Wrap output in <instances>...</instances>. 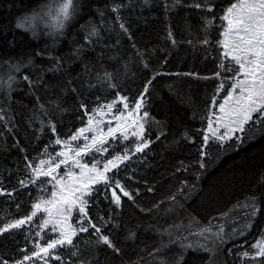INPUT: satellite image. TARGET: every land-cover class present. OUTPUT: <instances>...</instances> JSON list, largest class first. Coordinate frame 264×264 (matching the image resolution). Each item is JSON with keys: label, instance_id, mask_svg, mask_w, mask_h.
<instances>
[{"label": "snow or ice", "instance_id": "6c2138e0", "mask_svg": "<svg viewBox=\"0 0 264 264\" xmlns=\"http://www.w3.org/2000/svg\"><path fill=\"white\" fill-rule=\"evenodd\" d=\"M151 2L144 0L146 6H151ZM87 6L86 0H63L55 9L54 17L49 8L42 13L20 17L15 27L31 32L33 38L40 35L41 25L46 35L63 36L67 23ZM125 6L123 0H111L110 11L120 32L133 41L129 27L121 19ZM127 6L130 7L131 3ZM190 6L200 10L204 32L200 43L207 53L204 60L211 58L215 65L211 75L201 76L194 72L169 74L157 70L151 78L146 76L140 88L129 95L120 90L114 74L105 72L97 79L99 87L111 90L109 94H97L98 85L91 82L89 89H97V92H90L88 96L75 87L71 88L76 101L73 114L78 123L72 124L67 133L60 131L48 106L41 103L44 97L36 95L53 87L45 74L52 73L55 77L61 73L63 58L49 54L48 67H41L39 73L25 72L24 69H32L34 57H43V53L34 52L27 61L7 62L3 75H0V87L7 88L6 95L10 98L14 85L25 84L33 91L40 119L38 127H34L36 116L30 119L25 127L31 128L33 135L24 136L21 142L15 138L20 136V128L8 114L11 105L0 107V129L13 140V146L20 154V164L15 172L9 173L8 185L0 180V197L14 202L19 213L0 220V237L13 238L19 255L11 261L0 257V264H84L79 260V239L83 238L80 234L93 237L96 245L111 249L114 255L120 254L121 249L112 239V234L120 227L116 222L117 210L122 209L125 198L137 204L141 195L139 187L135 186L139 181H135L134 175L128 172L135 173L133 164L144 163L148 155L146 150H150L153 143L149 135L153 123L149 100L157 77L193 76L213 85L205 100L203 127L182 137L196 149L195 163L186 165L181 160L177 171L193 169L196 181L199 180L197 173L208 169L214 152L227 151L237 142L243 144L247 133L264 127V0H233L220 14H217L215 0H196ZM164 7L167 12L169 4L165 3ZM97 14L102 19L105 16L99 8ZM53 19L54 23H50ZM217 20L220 23L215 28ZM213 32L217 34L213 35ZM166 38L173 46L176 45L170 29ZM100 39L97 27L87 29L85 45L98 43ZM115 43L119 44V39ZM131 47L143 68L153 72L145 59V55L150 58V54L141 53L135 42ZM213 51L217 54L212 55ZM82 52V48H77L73 55L79 57ZM0 69H4L3 64H0ZM54 106L60 112L67 111L61 108L60 103ZM12 177H15L14 183ZM133 181L135 184H130ZM145 184L147 192H154V185ZM194 187L195 183L181 182L180 187L170 194V201L176 204L186 191ZM159 206L155 205L156 208ZM262 206L264 200L254 195L245 227L234 228L232 237L222 227L213 233L220 244L234 245L244 264H264V232L258 233L259 239L254 238L248 247L240 242H246L255 217L264 216ZM140 210L144 211L143 208ZM204 231L209 232L211 228ZM134 237L135 233L130 232L129 238ZM224 253L235 254L232 248H225ZM176 264H183L182 255Z\"/></svg>", "mask_w": 264, "mask_h": 264}, {"label": "trees", "instance_id": "16d2710c", "mask_svg": "<svg viewBox=\"0 0 264 264\" xmlns=\"http://www.w3.org/2000/svg\"><path fill=\"white\" fill-rule=\"evenodd\" d=\"M58 1L0 0V64L4 65L0 75H3L7 62L27 61L34 52L43 53V57L35 56V66L24 69L25 72L39 73L41 67L46 69L49 54L62 57V72L55 77L52 73L45 74L53 87L36 93L44 97L41 103L48 106L62 133H67L72 124L78 123L73 114L76 101L71 88L75 87L88 96L90 92H97V89H89L91 82L98 85L97 94L110 93L111 90L99 87L98 75L102 76L105 72L114 74L120 90L131 95L140 88L146 76L151 78L157 70L169 74L194 72L203 76L211 75L215 67L211 58L204 60L207 53L200 43L204 37L200 10L190 6L196 0H152L151 6H146L144 0H123L126 6L122 9L121 19L129 27L133 41H129L120 32L119 25L114 23L111 0H86L88 6L76 15L63 36L40 32L38 37L33 38L31 32L15 27L20 17L47 11ZM129 2L130 7L127 6ZM230 2L233 0H215L217 14ZM165 3L169 4L167 12ZM98 8L105 12L103 19L97 14ZM219 23L218 20L215 22V28L219 27ZM93 26L100 30L101 39L98 43L85 45L87 29ZM169 29L176 40L175 46L166 38ZM39 30H44L43 25ZM216 34L213 32V35ZM117 39L119 44L115 43ZM133 42L141 53L150 54V58L145 55V59L153 72L144 69L134 55ZM77 48L83 49L79 57L73 55ZM216 54L212 52V55ZM68 81L72 83L68 84ZM212 87L210 81L197 80L193 76L162 75L154 81L149 100V111L153 117L149 135L153 143L150 150H146L148 155L144 163L133 164L135 173L128 172L134 175L135 181H139L138 184L135 181L130 184L139 187L141 195L137 204L125 198L122 209L117 210L116 222L120 227L112 234V239L121 249L120 254L114 255L111 249L96 245L93 237L80 234L83 238L79 239V260L84 264H176L181 255L183 264H244L241 257L233 261L224 253L225 248L235 250L231 243H219L214 248L200 236L208 235L204 229L209 227H222L228 230L229 237L234 236V228L246 226L248 214L252 211V197L255 195L264 200V127L247 133L243 144L237 142L227 151L214 152L208 169L197 173L198 181L191 168L177 171L181 160L186 165L195 163L196 149L182 137L203 127L205 100ZM14 88L9 98L7 88L0 87V107L11 105L8 114L16 121L15 126L20 128V136L15 138L23 142L24 136L33 135V130L25 126L34 115V127L39 126V106L33 91L25 84L18 83ZM55 103H60L61 108L67 111H58ZM157 136L159 139H156ZM19 164L20 154L13 146V140L0 129V180L5 185H8L9 173L15 172ZM185 180L189 185L195 183V187L173 204L170 194ZM12 182H15V177H12ZM145 182L148 186H155L154 192L146 191ZM155 205L160 206L156 208ZM13 215H19L15 203L0 197V220ZM236 219L244 223L232 225L231 222ZM130 232L135 233L134 238H129ZM260 232H264V216L258 215L247 237L259 239ZM188 244L192 246L188 247ZM248 250L251 251L250 248ZM18 255L15 240L0 237V257L11 261Z\"/></svg>", "mask_w": 264, "mask_h": 264}, {"label": "rangeland", "instance_id": "374dc122", "mask_svg": "<svg viewBox=\"0 0 264 264\" xmlns=\"http://www.w3.org/2000/svg\"><path fill=\"white\" fill-rule=\"evenodd\" d=\"M61 2H63V0H59L58 2H57V4L56 5H54L51 9H53L52 11H53V17L55 16V9L57 8V6H58V4L59 3H61ZM76 17V16H75ZM74 17V18H75ZM73 18V19H74ZM73 19L72 20H70L68 23H67V25H66V27H65V29H64V32L67 30V28L69 27V25L73 22ZM50 23H54V19L53 20H50L49 21ZM43 35H46L45 34V29L44 30H39ZM49 36H54V35H49ZM245 220V219H244ZM243 220V221H244ZM241 219H236L235 221H233V222H231V224L233 225L234 223H237V224H240L241 223ZM242 223H244V222H242ZM241 223V224H242ZM248 223V220H246V223L245 224H247ZM244 224V225H245ZM253 228H254V225H253V227H252V229L251 230H253ZM219 230V228H217V229H214V228H212L211 227V231H209L208 232V235H204V236H200V238H203V239H205V240H207V242L211 245V246H214V248L215 247H217L218 246V244L220 243L218 240H216L215 239V237H214V235H213V233H215V232H217ZM224 231H225V233L227 234V229H224ZM228 235V234H227ZM249 237V236H248ZM246 238L247 240H246V242H245V246L246 245H249L251 242H253V240L254 239H252V238ZM214 240H213V239ZM233 252L235 253V254H231V255H228V257L231 259V260H236L237 258H239L240 259V255H239V252H236L234 249H233ZM238 263V262H237Z\"/></svg>", "mask_w": 264, "mask_h": 264}, {"label": "bare ground", "instance_id": "6f19581e", "mask_svg": "<svg viewBox=\"0 0 264 264\" xmlns=\"http://www.w3.org/2000/svg\"><path fill=\"white\" fill-rule=\"evenodd\" d=\"M216 25H218V24H216ZM188 68V67H187ZM180 70V69H179ZM173 77V76H172ZM7 103V102H6ZM32 115V114H31ZM193 184V183H192ZM240 205V204H239ZM243 212H245V211H243ZM245 214V213H244ZM195 235H197V234H195ZM193 236H194V234H193ZM213 239V238H212ZM214 240V239H213ZM93 242V241H92ZM198 245V244H197ZM203 246V245H202ZM84 251V250H83ZM87 254V253H86ZM85 254V255H86Z\"/></svg>", "mask_w": 264, "mask_h": 264}]
</instances>
